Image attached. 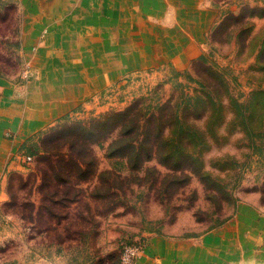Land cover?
Wrapping results in <instances>:
<instances>
[{
  "label": "rangeland",
  "instance_id": "obj_1",
  "mask_svg": "<svg viewBox=\"0 0 264 264\" xmlns=\"http://www.w3.org/2000/svg\"><path fill=\"white\" fill-rule=\"evenodd\" d=\"M204 9L212 20L197 35L184 31L188 46L141 47L146 62L125 48L116 77L98 70L75 108L20 145L0 203V264H119L124 246L141 244L137 264L151 234L199 237L241 205L264 214V0H204ZM36 17L0 0V75L25 106L61 70L26 51L24 25ZM67 65L62 75L76 83ZM211 88L215 111L190 122L208 131L212 113L214 131L193 158L114 154L119 112L158 113L168 101L181 111Z\"/></svg>",
  "mask_w": 264,
  "mask_h": 264
},
{
  "label": "crops",
  "instance_id": "obj_2",
  "mask_svg": "<svg viewBox=\"0 0 264 264\" xmlns=\"http://www.w3.org/2000/svg\"><path fill=\"white\" fill-rule=\"evenodd\" d=\"M11 1L27 15L42 16L24 25L25 48L35 54L33 61L43 68L60 64L61 70L59 77L46 75L34 86L36 98L27 106L21 89L0 75V203L7 199L6 179L14 153L37 130L75 108L92 88L94 73L116 77L117 66L125 62V48L134 50L135 58L129 59L139 62L141 53L147 55L138 50L141 47H186L184 31L202 33L213 17L208 14L205 20L204 0ZM144 56L142 61H149ZM68 63L74 64L71 75L79 72L76 83L62 75ZM148 239L137 264H264V214L248 205L202 236L151 234Z\"/></svg>",
  "mask_w": 264,
  "mask_h": 264
},
{
  "label": "trees",
  "instance_id": "obj_3",
  "mask_svg": "<svg viewBox=\"0 0 264 264\" xmlns=\"http://www.w3.org/2000/svg\"><path fill=\"white\" fill-rule=\"evenodd\" d=\"M210 70L214 75H218L215 69L211 68ZM217 104L215 92L211 88L205 96L197 94L188 100L181 111L179 106L174 109L169 101L159 107L158 113L155 111L142 112L137 108V105H131L117 115V125L120 127L118 138L124 141L120 142L119 140V146L114 148V151L116 150L114 154L125 156L133 153L139 156L142 151H145L150 158L156 152L160 156L165 155L167 161L182 156L191 159L200 148L202 149L204 143L208 141L207 138L212 135L210 130L214 131L212 113ZM180 112L181 114H179ZM210 112H212L211 126L208 131L197 128V125L194 124L195 121L204 116L208 118Z\"/></svg>",
  "mask_w": 264,
  "mask_h": 264
},
{
  "label": "built area",
  "instance_id": "obj_4",
  "mask_svg": "<svg viewBox=\"0 0 264 264\" xmlns=\"http://www.w3.org/2000/svg\"><path fill=\"white\" fill-rule=\"evenodd\" d=\"M142 250L143 246L141 244L124 246L119 264H136V258Z\"/></svg>",
  "mask_w": 264,
  "mask_h": 264
}]
</instances>
